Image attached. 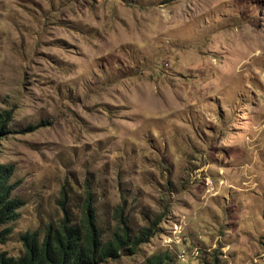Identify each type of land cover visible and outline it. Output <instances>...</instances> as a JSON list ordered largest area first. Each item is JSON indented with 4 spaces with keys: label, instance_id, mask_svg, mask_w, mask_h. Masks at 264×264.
<instances>
[{
    "label": "rangeland",
    "instance_id": "rangeland-1",
    "mask_svg": "<svg viewBox=\"0 0 264 264\" xmlns=\"http://www.w3.org/2000/svg\"><path fill=\"white\" fill-rule=\"evenodd\" d=\"M5 112L22 205L0 251L87 191L104 240L117 205L151 228L100 264H264V0H0Z\"/></svg>",
    "mask_w": 264,
    "mask_h": 264
},
{
    "label": "trees",
    "instance_id": "trees-1",
    "mask_svg": "<svg viewBox=\"0 0 264 264\" xmlns=\"http://www.w3.org/2000/svg\"><path fill=\"white\" fill-rule=\"evenodd\" d=\"M7 115V112L0 113V133H5ZM13 176V165L0 163V225L13 222L22 205L21 200L14 196L18 182L12 180ZM93 204V196L86 191L78 220L74 222L65 216L54 226L48 224L40 241L36 234L26 232L19 238L23 247L22 254L13 257L0 251V264H100L109 259H118L124 250L129 255L135 254L136 248L149 239L151 228L133 234L129 216L124 215L122 205H117L112 212L115 226L109 238L104 240V228L100 226ZM3 239L0 233V240ZM172 263V256L165 252L152 254L139 264Z\"/></svg>",
    "mask_w": 264,
    "mask_h": 264
}]
</instances>
